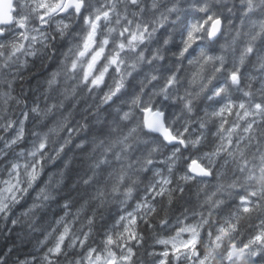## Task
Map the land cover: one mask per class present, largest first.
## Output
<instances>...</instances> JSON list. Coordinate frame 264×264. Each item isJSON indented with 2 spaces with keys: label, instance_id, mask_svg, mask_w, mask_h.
<instances>
[{
  "label": "clouds",
  "instance_id": "clouds-1",
  "mask_svg": "<svg viewBox=\"0 0 264 264\" xmlns=\"http://www.w3.org/2000/svg\"><path fill=\"white\" fill-rule=\"evenodd\" d=\"M0 264H264V0H0Z\"/></svg>",
  "mask_w": 264,
  "mask_h": 264
}]
</instances>
